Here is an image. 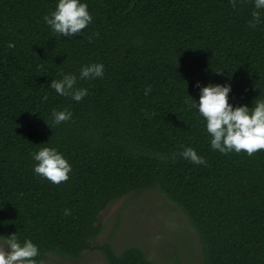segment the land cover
Returning a JSON list of instances; mask_svg holds the SVG:
<instances>
[{
	"label": "trees",
	"instance_id": "obj_1",
	"mask_svg": "<svg viewBox=\"0 0 264 264\" xmlns=\"http://www.w3.org/2000/svg\"><path fill=\"white\" fill-rule=\"evenodd\" d=\"M86 2L93 22L62 38L42 20L55 0H0V235L31 239L45 264L51 255L80 264L111 204L157 191L188 218L202 264H264V151H213L185 103L187 94L198 101L197 82L231 83L234 106L264 97V24L249 27L253 0ZM94 62L104 77L78 81L89 91L79 103L48 87ZM65 108L72 119L52 124V109ZM44 143L72 166L59 185L33 174L29 154ZM189 146L206 165L179 155ZM92 250L108 264H160L140 247Z\"/></svg>",
	"mask_w": 264,
	"mask_h": 264
},
{
	"label": "clouds",
	"instance_id": "obj_2",
	"mask_svg": "<svg viewBox=\"0 0 264 264\" xmlns=\"http://www.w3.org/2000/svg\"><path fill=\"white\" fill-rule=\"evenodd\" d=\"M230 3L235 7L237 0H230ZM253 7L255 10L251 13L249 27L255 30L257 25L264 24L262 19L264 0H253ZM42 20L53 34L62 38H71L90 25L93 16L89 12L86 0H55L54 9L45 14ZM7 47L13 48L15 44L9 42ZM104 73L105 65L102 62L89 63L81 66L78 75L72 72L61 73L60 78L52 79L48 87L57 95L69 97L79 103L89 95V91L79 86L78 81L103 78ZM195 87L199 89L198 101L187 94L185 103L203 120L213 151L224 155L244 152L248 156L264 151V97L259 95L253 101L252 107L234 106L229 103L231 83L201 85L197 82ZM151 91V86H147L144 95L148 96ZM50 115L51 123L54 125L70 121L73 116L67 108L52 109ZM44 145L29 154L33 162V174L59 185L69 179L72 166L57 147L48 146L47 143ZM179 155L195 165L207 164L205 157L198 155L190 146L184 147ZM64 212L65 215L70 214L67 209ZM0 264H45V262L41 257L39 246L29 238L21 239L16 231L7 237L0 236Z\"/></svg>",
	"mask_w": 264,
	"mask_h": 264
},
{
	"label": "rangeland",
	"instance_id": "obj_3",
	"mask_svg": "<svg viewBox=\"0 0 264 264\" xmlns=\"http://www.w3.org/2000/svg\"><path fill=\"white\" fill-rule=\"evenodd\" d=\"M101 221L104 232L95 246L110 243L119 251L140 247L160 264H170L175 258L184 264H202V245L188 218L157 191L131 194L114 202ZM93 248L80 264H108ZM64 262L51 255L46 264H69Z\"/></svg>",
	"mask_w": 264,
	"mask_h": 264
}]
</instances>
